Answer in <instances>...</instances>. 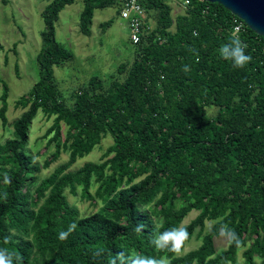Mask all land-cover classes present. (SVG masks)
I'll return each instance as SVG.
<instances>
[{"label":"trees","instance_id":"trees-1","mask_svg":"<svg viewBox=\"0 0 264 264\" xmlns=\"http://www.w3.org/2000/svg\"><path fill=\"white\" fill-rule=\"evenodd\" d=\"M75 1L50 0L45 8L40 76L16 102L23 113L11 123L9 85L0 79V118L12 130L0 144V248L21 256V264H110L121 251L165 256L168 264H237L239 256L238 264H264V36L219 3L191 0L174 18L171 0H142L145 30L132 63L122 64L109 86L94 77L69 104L54 66L73 54L57 40L56 22ZM122 3L84 0L81 32L91 34L96 10L115 7L121 15ZM234 33L252 58L242 69L219 55ZM41 112L53 119L46 152L54 147L42 163L44 154L31 151ZM108 135L113 147L103 161L72 170ZM77 196L94 210L82 214ZM193 210L198 215L182 225ZM73 222L76 230L61 242L58 233ZM221 224L238 234L240 247L228 242L219 251ZM157 225L161 232L187 229L180 255L155 250ZM195 235L201 244L184 253ZM96 250L103 255L93 259Z\"/></svg>","mask_w":264,"mask_h":264},{"label":"rangeland","instance_id":"rangeland-1","mask_svg":"<svg viewBox=\"0 0 264 264\" xmlns=\"http://www.w3.org/2000/svg\"><path fill=\"white\" fill-rule=\"evenodd\" d=\"M50 0H10L4 4L0 0V44L4 49L0 51V79L9 85V110L7 118L9 123L19 118L23 109L16 107V102L27 93L39 79L38 55L42 48V32L46 24L43 12ZM174 18L184 8L175 2ZM84 7V0H76L73 4L66 5L59 13L56 22L57 40L70 50L73 56L62 65L54 66L55 80L59 89L69 104H72V94L76 89L88 86L94 77H100L104 86H109L113 74L118 72L122 64L130 65L133 59V44L130 40L131 29L126 20L118 15L115 7L96 10L91 34L85 35L80 30V14ZM152 26L156 25L154 17L149 18ZM79 90V89H78ZM3 86L0 84V107ZM210 115L217 113V107L208 108ZM0 144L12 135L11 125H3L0 118ZM53 119L47 118L44 112L34 121L31 139V151L38 150L44 155L40 163L54 155V147L46 152L47 138H44L46 130L52 125ZM66 130V126L63 127ZM113 138L108 135L94 151L80 159L72 167V170L82 167L86 162H101L104 153L112 150ZM46 152V153H45ZM38 155V154H37ZM36 155V156H37ZM67 158H64L66 160ZM54 165L43 171L47 176ZM36 179L37 176H33ZM75 206L81 213H89L94 210L89 200H82L77 196ZM199 211L193 210L185 218L182 225L188 224L198 215ZM212 223H208L210 229ZM254 237V236H253ZM202 240L196 235L188 243L185 252L197 248ZM219 251L227 248L228 241L220 237L217 239ZM242 261L239 256L238 263ZM237 263V264H238Z\"/></svg>","mask_w":264,"mask_h":264},{"label":"clouds","instance_id":"clouds-1","mask_svg":"<svg viewBox=\"0 0 264 264\" xmlns=\"http://www.w3.org/2000/svg\"><path fill=\"white\" fill-rule=\"evenodd\" d=\"M194 36L198 35L193 33ZM247 45L241 41V39L234 33L230 38L228 44L222 45L219 49V55L226 61H232V66L236 69H242L251 62V56L245 53ZM187 73L190 69L186 65L182 69ZM4 182L10 184L11 178L7 173L4 174ZM7 193H5V198ZM77 224L71 223L67 230H62L58 233V239L63 242L68 239L76 230ZM144 225L136 226V232H142ZM156 231L152 233L151 243L155 250L158 252H170L175 255H180L185 242L189 239V233L183 226L173 227L165 231H159V225L156 226ZM219 235L225 238L229 243L235 244L237 247L241 246V240L238 234L228 225L221 224L219 228ZM8 238H5V242ZM93 259H96L103 255L102 251L96 250L93 252ZM22 257L9 251L7 248H0V264H21ZM168 264V260L165 256L160 258L148 257L139 254H125L123 251L117 253L115 257L111 259L110 264Z\"/></svg>","mask_w":264,"mask_h":264},{"label":"water","instance_id":"water-1","mask_svg":"<svg viewBox=\"0 0 264 264\" xmlns=\"http://www.w3.org/2000/svg\"><path fill=\"white\" fill-rule=\"evenodd\" d=\"M219 3L264 36V0H207Z\"/></svg>","mask_w":264,"mask_h":264},{"label":"built area","instance_id":"built-area-1","mask_svg":"<svg viewBox=\"0 0 264 264\" xmlns=\"http://www.w3.org/2000/svg\"><path fill=\"white\" fill-rule=\"evenodd\" d=\"M180 4L184 10L189 8L191 0H171ZM147 16V10L142 0H123L121 8V17L127 21L131 35L130 40L133 45L141 41L142 34H144V21ZM151 25V24H150ZM241 25H237L235 30L238 31Z\"/></svg>","mask_w":264,"mask_h":264}]
</instances>
